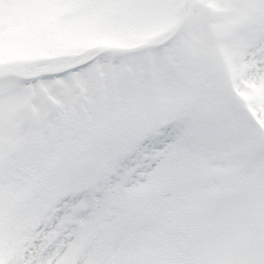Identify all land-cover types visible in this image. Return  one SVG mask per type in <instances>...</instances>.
I'll return each mask as SVG.
<instances>
[{
	"label": "snow or ice",
	"instance_id": "6c2138e0",
	"mask_svg": "<svg viewBox=\"0 0 264 264\" xmlns=\"http://www.w3.org/2000/svg\"><path fill=\"white\" fill-rule=\"evenodd\" d=\"M22 3L96 46L0 65V264H264V0Z\"/></svg>",
	"mask_w": 264,
	"mask_h": 264
},
{
	"label": "rangeland",
	"instance_id": "374dc122",
	"mask_svg": "<svg viewBox=\"0 0 264 264\" xmlns=\"http://www.w3.org/2000/svg\"><path fill=\"white\" fill-rule=\"evenodd\" d=\"M210 8H214L213 3H209ZM31 14V9L22 0H14V3L7 9H0V26L7 25L9 31L14 35L16 44L7 49L0 48V64L16 63V60H29L49 54V50H54V54H72L77 49L89 46H96V42H86L75 36L60 38L42 48L32 47L27 42V37L17 27ZM103 43V42H102ZM113 47L129 46L124 43L112 42Z\"/></svg>",
	"mask_w": 264,
	"mask_h": 264
}]
</instances>
